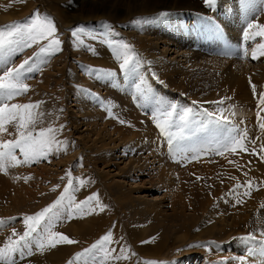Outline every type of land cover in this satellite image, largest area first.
Segmentation results:
<instances>
[{
    "label": "rangeland",
    "instance_id": "rangeland-1",
    "mask_svg": "<svg viewBox=\"0 0 264 264\" xmlns=\"http://www.w3.org/2000/svg\"><path fill=\"white\" fill-rule=\"evenodd\" d=\"M153 1L0 0V28L24 23L37 12L55 23L60 52L41 53L48 43L42 41L0 60V71L6 63L15 67L24 60L39 69L26 74L30 90L10 103L39 104L35 111L44 116L37 127L61 129L57 140L63 145L47 160L0 172V220L8 222L0 230V247L13 229L23 234L25 217L62 195L69 172L74 184L86 181L74 193L76 202L98 194L105 206L82 218L65 215L57 223L54 231L77 243H58L43 252L33 247V254L16 264H92L102 257L103 264H240L241 257L251 264L247 241L260 245L264 239V129L259 126L264 122V55L257 48L259 29L247 25L262 24L264 6L232 5L228 11L219 0L214 8L204 0ZM180 13L189 15L175 17ZM77 27L87 35L73 37ZM160 42L176 43L190 56L167 54L170 65L157 71L142 49L157 43L159 52ZM125 43L139 61L135 72L122 71L113 55V48ZM89 69L114 76L97 80ZM141 77V87L166 103L194 112L222 110L229 127L246 129L247 151L181 159L179 147H204L215 128L197 132L191 141H176L170 150L151 108L139 97ZM7 128L14 135L4 133L3 139H15V128ZM17 156L23 159L19 150ZM109 231L113 242L106 256L93 250L76 259ZM249 235L256 239H241Z\"/></svg>",
    "mask_w": 264,
    "mask_h": 264
},
{
    "label": "snow or ice",
    "instance_id": "snow-or-ice-1",
    "mask_svg": "<svg viewBox=\"0 0 264 264\" xmlns=\"http://www.w3.org/2000/svg\"><path fill=\"white\" fill-rule=\"evenodd\" d=\"M243 2L246 9L257 7L256 0H243ZM204 3L206 6L214 8L216 0H204ZM259 4L264 5V0H259ZM247 27L248 29H259L258 34L264 36V25L249 22ZM56 33L57 29L54 21L47 16H41L38 12L24 23L6 25L0 28V60H5L14 52L23 51L25 48L32 47L42 41H48V43L41 47L40 52L48 56L55 55L62 50L61 41ZM80 34L87 35L83 27L72 30L73 37H78ZM247 35V31H245V38H247ZM259 48L261 49V55H264V44H260ZM113 55L118 61H121L120 69L126 73L135 72L139 66V61L135 59L130 46L126 43L114 47ZM252 58H256L255 52H253ZM37 70L39 69H34L31 66L30 60H24L15 67L8 66L6 63L3 71H0V172L4 174H7V169L10 167L31 166L40 160H47L53 152L58 151L63 146L57 140V134L61 129L52 126L37 127L43 123L42 117L44 116L43 112L35 111L39 108V104L10 103L30 90L25 82L26 74ZM86 71L97 80H108L114 76V73L108 70L89 69ZM154 78L158 79V77ZM143 84L144 79L141 77L139 84L136 86L139 97L145 102L144 107L151 108V118L161 134L168 138L170 150L175 148L176 141H191L197 132L206 130L210 126L215 128L214 138L204 147L194 145L179 147L176 154L181 159H196L197 156L205 152L223 156L225 153L235 154L238 150L247 151L244 146V141L247 138L246 129H237L235 126L229 127L231 121L228 117L222 115V110H219L220 114H218L207 110L194 112L191 107L179 108L176 104H169L155 97L151 94L150 88L141 87ZM217 103H223V101ZM261 103H264V97L261 98ZM105 110L110 111L108 108ZM146 114L149 113L146 112ZM119 122L121 124L125 123L122 120ZM9 124L15 128L16 138L5 140L2 134L14 135L8 132L7 125ZM259 126L264 129V122H261ZM17 150H19V155L23 157L22 160L18 159ZM67 175L68 183L62 195L53 204L34 216L25 217L26 230L22 235H18L13 229L12 237H16V239L9 237L3 247H0V264H16L17 258L24 259L26 256H31L33 247L43 252L46 248L56 247L58 243L68 245L77 243L66 235L54 231L61 218L65 215L72 218L76 214H79L82 218L85 214L94 213L97 208L100 211L104 210L105 206L99 202L98 194L88 197L85 201L76 202L74 193L80 187H83L86 181L80 179L74 184L71 172ZM27 179L30 178H25V182H27ZM244 195H250V193H244ZM92 202H95V207L92 206ZM239 202L237 200V203ZM7 226L8 222L0 220V230ZM261 237H264V232L261 233ZM241 239L255 240L256 237L249 235ZM112 242V232L109 231L92 246V249L77 254L76 259L79 260L81 256L87 255L88 252L93 250H99L106 256L108 253L107 246ZM259 244L260 255L264 256V239L259 241ZM190 247H199V245ZM124 251L126 250L121 249L122 253ZM253 254V250H249V255ZM119 258L116 257V259ZM104 259L102 257L100 262L93 260L92 264H103ZM145 264H157V262H145ZM240 264H246V257L240 258Z\"/></svg>",
    "mask_w": 264,
    "mask_h": 264
},
{
    "label": "bare ground",
    "instance_id": "bare-ground-1",
    "mask_svg": "<svg viewBox=\"0 0 264 264\" xmlns=\"http://www.w3.org/2000/svg\"><path fill=\"white\" fill-rule=\"evenodd\" d=\"M152 1L150 0V2H152ZM167 1H169V3L171 2L170 0H167ZM256 3H259V0H256ZM221 4L224 5V9H228V11L229 10L233 11L234 9H230L232 7V5L235 7V9H240V7L244 5V2H243V0H219L218 1L219 7L222 6ZM146 10H147V8H146ZM188 15L189 14H187V13H180L179 15H177L175 17L179 16L181 18V17H187ZM261 25H264V18L262 20ZM160 43H161V46H160L159 52H156V50H158L157 43H154L155 47H151L153 45L150 44L149 47H145V49H142V51H144V53L146 54L148 61H150L151 64L155 68L159 67L157 69V71L159 69H162L163 71L167 70V65H170V61L168 59H166L167 54L172 55V56L176 55L175 59L180 58L181 56L186 57V58H188L190 56V53L187 51L186 52L183 51V48H182V50H180V47H178V45H175L176 43L175 44L174 43H169V44L166 43V46L164 45L165 42H163V43L160 42ZM171 44L174 46V49H173V47H171L172 46ZM261 44H264V36H262ZM257 48H259V46ZM170 51H172L171 54H170ZM258 52H259V50L257 51L256 56L258 55ZM170 60H173V58H170ZM140 171L144 174L146 173V170H143V168H140ZM246 247L250 248V250H253V252H254L253 255H250L251 256V260H250L251 264H264V256L260 255V245L256 244L255 241H252V242L247 241ZM258 260H260V261L258 262Z\"/></svg>",
    "mask_w": 264,
    "mask_h": 264
}]
</instances>
